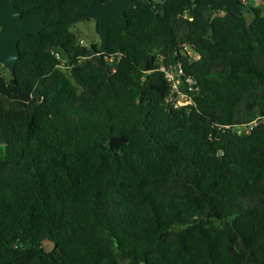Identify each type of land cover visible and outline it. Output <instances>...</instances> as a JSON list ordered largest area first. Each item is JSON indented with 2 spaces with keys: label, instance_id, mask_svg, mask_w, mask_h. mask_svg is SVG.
<instances>
[{
  "label": "trees",
  "instance_id": "16d2710c",
  "mask_svg": "<svg viewBox=\"0 0 264 264\" xmlns=\"http://www.w3.org/2000/svg\"><path fill=\"white\" fill-rule=\"evenodd\" d=\"M90 2L14 0L49 25L0 63V264H264V120L239 131L264 116V8L133 0L85 43Z\"/></svg>",
  "mask_w": 264,
  "mask_h": 264
},
{
  "label": "water",
  "instance_id": "95a60500",
  "mask_svg": "<svg viewBox=\"0 0 264 264\" xmlns=\"http://www.w3.org/2000/svg\"><path fill=\"white\" fill-rule=\"evenodd\" d=\"M133 0H91L85 13L86 18L102 20L125 14ZM150 2L151 0H145ZM213 7H226L236 15L246 11L241 0H207ZM49 23L39 19H26L14 0H0V63L15 74L21 58L20 40L29 33H40ZM52 49V46L49 47ZM12 81L17 83L15 75ZM127 140L124 135L111 137L110 144L118 147Z\"/></svg>",
  "mask_w": 264,
  "mask_h": 264
},
{
  "label": "built area",
  "instance_id": "2783aa9c",
  "mask_svg": "<svg viewBox=\"0 0 264 264\" xmlns=\"http://www.w3.org/2000/svg\"><path fill=\"white\" fill-rule=\"evenodd\" d=\"M82 42H85V40L82 39ZM185 49L193 57H198V54L193 52L192 45H185ZM162 68L165 70L168 79L172 82V90L167 99L175 107L192 103L193 99L190 91L198 89V86H194L193 84L195 79L192 76L186 75L184 68L180 64L175 65L172 68H167L166 66L162 65ZM259 120H264V116L258 117L247 124L241 125L239 127V131H249L255 124L259 122Z\"/></svg>",
  "mask_w": 264,
  "mask_h": 264
},
{
  "label": "rangeland",
  "instance_id": "374dc122",
  "mask_svg": "<svg viewBox=\"0 0 264 264\" xmlns=\"http://www.w3.org/2000/svg\"><path fill=\"white\" fill-rule=\"evenodd\" d=\"M247 2L249 5L261 6L264 8V0H243ZM245 14L249 21L253 18V12L245 11ZM73 29L78 32L82 39L85 40V43H89L92 41H99L100 37L95 28V19H86L76 23L73 26ZM5 73L9 75V70L4 67ZM45 246L48 250L54 247V243L52 241L47 240L45 242Z\"/></svg>",
  "mask_w": 264,
  "mask_h": 264
}]
</instances>
